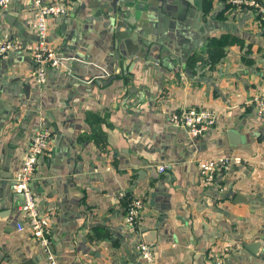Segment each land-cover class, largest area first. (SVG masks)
<instances>
[{
    "label": "crops",
    "instance_id": "obj_1",
    "mask_svg": "<svg viewBox=\"0 0 264 264\" xmlns=\"http://www.w3.org/2000/svg\"><path fill=\"white\" fill-rule=\"evenodd\" d=\"M34 1H11V26L0 10V39L34 41ZM229 1L189 0L191 28L171 37L172 12L156 0H71L48 21L63 60L43 84L25 51L0 58V264H49L48 253L57 264H264V113L253 104L264 96V20ZM123 14L132 42L119 48ZM183 107L215 123L191 137L170 122ZM39 129L51 132L49 155L30 186L51 218L46 248L17 229L12 190ZM220 158L228 163L202 185L199 164ZM133 200L143 205L132 228ZM143 233L150 262L136 247Z\"/></svg>",
    "mask_w": 264,
    "mask_h": 264
},
{
    "label": "built area",
    "instance_id": "obj_2",
    "mask_svg": "<svg viewBox=\"0 0 264 264\" xmlns=\"http://www.w3.org/2000/svg\"><path fill=\"white\" fill-rule=\"evenodd\" d=\"M12 0H0V10H5ZM65 2H47L41 3L34 1L35 10L32 18V27L35 39L30 44H22L20 41L10 38L0 39V58L6 56L9 51H25L36 66L37 83L43 84L46 79L48 68L58 69L63 57L59 55L55 46L48 40L49 28L48 21L52 18H58L68 12ZM230 4L240 7L251 8L257 18L264 20V6L257 0H230ZM257 113H264V96L253 100ZM172 125L186 130L191 137L201 135L215 123L213 113L206 109L181 108L170 116ZM51 132L46 129L35 132L29 144L27 155L23 161L21 169L15 174L12 183V190L22 198L19 204V210L22 211L25 224H17L18 230H23L24 226L30 231L33 238L37 240L40 246L46 248L49 243V234L51 227V218L48 215L40 214L36 197L31 189L30 183L34 175L40 158L49 155ZM234 163H240L239 158L233 159ZM228 159L205 160L199 164V178L204 186L213 184L215 173L220 165H226ZM166 166L159 167V172H163ZM140 200L130 201L125 210L124 222L129 227H136L139 224V216L142 208ZM141 232V231H140ZM137 251L140 258L150 262L153 257L152 248L148 243L141 239L137 244ZM49 264H57L48 253Z\"/></svg>",
    "mask_w": 264,
    "mask_h": 264
},
{
    "label": "water",
    "instance_id": "obj_3",
    "mask_svg": "<svg viewBox=\"0 0 264 264\" xmlns=\"http://www.w3.org/2000/svg\"><path fill=\"white\" fill-rule=\"evenodd\" d=\"M156 1L162 3L161 5H162V8L164 9V11H165V9H168L169 11L172 12V15H171L172 21L171 20L169 21L170 25L166 29L165 34L171 35L172 33H178V34L181 33V34H183L182 37H185L184 34L186 33V29L191 28V25L188 24L189 21H187V19H186L187 8L190 7L191 2H189V0H156ZM119 11H120V13H124V11H126V9L124 10V9L120 8ZM115 14H116V11L113 12V16H115ZM117 14H118V12H117ZM1 16L3 18H5L8 25H10V26L12 25L11 24L12 18H11V16H9V11L2 10ZM160 17L162 18L163 16H160ZM163 19L164 18H162V21H159V23L157 22L158 25H160L161 22L163 23ZM132 23H133V20H132V18H130L128 16V14H123V18H120V21L117 22V24L115 26L116 29L112 32L113 33L112 41H115V40L121 41L119 48H122L125 43L132 42V40L130 39L131 38L130 33L132 31L130 25ZM154 26H155V24H154ZM161 26L163 27V25H161ZM132 37H134V36L132 35ZM171 37H173V36L171 35ZM111 43L113 45V46H111V49H114V43L113 42H111ZM162 53L163 52H161L160 55ZM156 63H158V62H156ZM228 138H229V142L232 145L239 143V141L237 142L238 136L234 131L228 132ZM20 198H21V196H20ZM236 199H237V201L241 200V198L239 196H237ZM21 200H22V198H21ZM150 235L152 236V234H149V236ZM141 239L144 243H152L154 241L153 239L149 240L148 236L146 234L142 235Z\"/></svg>",
    "mask_w": 264,
    "mask_h": 264
},
{
    "label": "rangeland",
    "instance_id": "obj_4",
    "mask_svg": "<svg viewBox=\"0 0 264 264\" xmlns=\"http://www.w3.org/2000/svg\"><path fill=\"white\" fill-rule=\"evenodd\" d=\"M181 109V108H180Z\"/></svg>",
    "mask_w": 264,
    "mask_h": 264
}]
</instances>
